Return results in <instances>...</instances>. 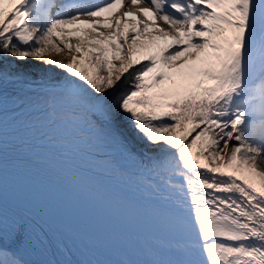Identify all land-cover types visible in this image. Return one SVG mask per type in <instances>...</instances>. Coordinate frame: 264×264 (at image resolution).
<instances>
[{
    "label": "snow or ice",
    "instance_id": "6c2138e0",
    "mask_svg": "<svg viewBox=\"0 0 264 264\" xmlns=\"http://www.w3.org/2000/svg\"><path fill=\"white\" fill-rule=\"evenodd\" d=\"M124 4L0 0V264L68 251L3 197L8 157L30 163L52 123L83 141L73 178L149 189L145 264H264V0Z\"/></svg>",
    "mask_w": 264,
    "mask_h": 264
},
{
    "label": "bare ground",
    "instance_id": "6f19581e",
    "mask_svg": "<svg viewBox=\"0 0 264 264\" xmlns=\"http://www.w3.org/2000/svg\"><path fill=\"white\" fill-rule=\"evenodd\" d=\"M130 5L131 0H125L124 7L114 11L122 13ZM63 54L67 57L66 53ZM30 143L36 146L33 158L40 159L44 168L66 176L64 184L54 179L48 183L53 198L62 202L66 212L53 211L56 218H60L56 224L51 217L30 212L25 204L17 205L6 197L4 203L9 210L24 207L36 233L48 237L45 244L59 241L68 249L66 253L57 254L59 264H121L122 261L145 264L151 258L156 236L151 228L152 222L159 221L146 199L149 195L147 186L130 184L103 169H96L103 174H94L87 183L73 178L68 169L81 165L82 155L77 149L83 141L68 123L41 127ZM35 258L44 260L48 256L41 248Z\"/></svg>",
    "mask_w": 264,
    "mask_h": 264
},
{
    "label": "rangeland",
    "instance_id": "374dc122",
    "mask_svg": "<svg viewBox=\"0 0 264 264\" xmlns=\"http://www.w3.org/2000/svg\"><path fill=\"white\" fill-rule=\"evenodd\" d=\"M128 9V8H127ZM127 9L126 10H124V11H127ZM52 56H53V58H55V59H64V60H66L67 59V57H64V54L63 53H60V54H57V53H55V52H53L52 53ZM29 64H34V65H36V69L38 70L39 68H41V67H44V65L42 64V62H39V61H34V60H30L29 61ZM215 166V165H214ZM28 208H29V211L30 212H35V213H38L39 215L40 214H42V215H44V216H47V217H51L50 219H52L51 221L53 222H55L56 224L59 222V220H58V218H56V216L54 215H51V213H49V214H46V213H44V212H41V213H39L40 211H38V210H36V209H33L31 206H27ZM56 209V206H54L53 208H51V211H53V210H55ZM47 217H45V218H47ZM59 224V223H58ZM60 226H64V227H66L67 225H61L60 224Z\"/></svg>",
    "mask_w": 264,
    "mask_h": 264
},
{
    "label": "water",
    "instance_id": "95a60500",
    "mask_svg": "<svg viewBox=\"0 0 264 264\" xmlns=\"http://www.w3.org/2000/svg\"><path fill=\"white\" fill-rule=\"evenodd\" d=\"M153 231L156 235L160 234V232L162 231L163 225L161 223V221L159 220L158 222H152V227Z\"/></svg>",
    "mask_w": 264,
    "mask_h": 264
}]
</instances>
